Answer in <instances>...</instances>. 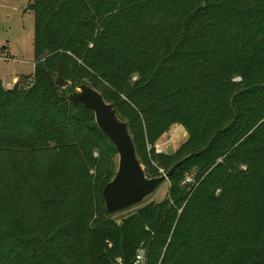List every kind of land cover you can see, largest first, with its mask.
I'll use <instances>...</instances> for the list:
<instances>
[{
  "label": "trees",
  "instance_id": "obj_1",
  "mask_svg": "<svg viewBox=\"0 0 264 264\" xmlns=\"http://www.w3.org/2000/svg\"><path fill=\"white\" fill-rule=\"evenodd\" d=\"M34 71L0 81V264H264V0H28ZM128 123L165 199L117 223L116 153L80 83ZM187 140L156 152L172 126ZM186 175L194 176L184 184Z\"/></svg>",
  "mask_w": 264,
  "mask_h": 264
},
{
  "label": "water",
  "instance_id": "obj_2",
  "mask_svg": "<svg viewBox=\"0 0 264 264\" xmlns=\"http://www.w3.org/2000/svg\"><path fill=\"white\" fill-rule=\"evenodd\" d=\"M58 98L74 107L91 111L96 127L116 153L115 174L102 190L104 208L109 216L142 204L169 181L178 164L159 177H147L138 159L128 123L120 118L115 105L106 102L100 92L83 82L67 94L58 92ZM165 154L172 157L173 147H169Z\"/></svg>",
  "mask_w": 264,
  "mask_h": 264
},
{
  "label": "rangeland",
  "instance_id": "obj_3",
  "mask_svg": "<svg viewBox=\"0 0 264 264\" xmlns=\"http://www.w3.org/2000/svg\"><path fill=\"white\" fill-rule=\"evenodd\" d=\"M27 7L28 0H0V81L5 89H11L21 77L34 71L35 22ZM186 140L187 135L183 128L174 125L159 139L156 147L164 154L169 147H173L175 153ZM115 162L117 166V156ZM161 173L165 174L162 171ZM193 177L186 175L184 184L192 183ZM168 187V182H165L142 204L113 215L114 220L119 223L144 206L161 202L165 199Z\"/></svg>",
  "mask_w": 264,
  "mask_h": 264
},
{
  "label": "built area",
  "instance_id": "obj_4",
  "mask_svg": "<svg viewBox=\"0 0 264 264\" xmlns=\"http://www.w3.org/2000/svg\"><path fill=\"white\" fill-rule=\"evenodd\" d=\"M155 150L158 153L160 152L156 146H155ZM116 262L117 264H122L121 259H117ZM133 264H146L144 251L142 249L137 250L135 257H134Z\"/></svg>",
  "mask_w": 264,
  "mask_h": 264
}]
</instances>
